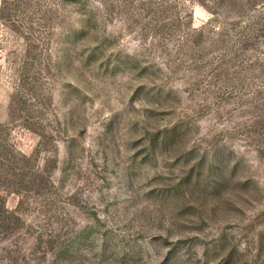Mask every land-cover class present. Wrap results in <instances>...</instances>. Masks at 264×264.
Instances as JSON below:
<instances>
[{
	"label": "rangeland",
	"instance_id": "rangeland-1",
	"mask_svg": "<svg viewBox=\"0 0 264 264\" xmlns=\"http://www.w3.org/2000/svg\"><path fill=\"white\" fill-rule=\"evenodd\" d=\"M0 264H264V0H0Z\"/></svg>",
	"mask_w": 264,
	"mask_h": 264
}]
</instances>
